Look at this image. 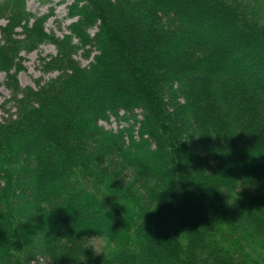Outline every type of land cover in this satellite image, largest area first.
<instances>
[{"label": "trees", "instance_id": "16d2710c", "mask_svg": "<svg viewBox=\"0 0 264 264\" xmlns=\"http://www.w3.org/2000/svg\"><path fill=\"white\" fill-rule=\"evenodd\" d=\"M27 3L0 1V264H264V23L246 1L73 0L64 35ZM46 42L58 74L23 87ZM97 232L105 259L79 242Z\"/></svg>", "mask_w": 264, "mask_h": 264}, {"label": "rangeland", "instance_id": "374dc122", "mask_svg": "<svg viewBox=\"0 0 264 264\" xmlns=\"http://www.w3.org/2000/svg\"><path fill=\"white\" fill-rule=\"evenodd\" d=\"M2 1V0H0ZM125 2L127 5H130L132 0H121ZM249 7L250 13L264 23V0H244ZM73 0H28L27 6L28 8L38 14V15H49L48 21L46 23L47 30L49 32H55L58 35H64L68 32V25L72 22V18L69 16V4L72 3ZM6 22L5 19H0V24H4ZM209 28L210 27H206ZM206 28L205 31L207 30ZM92 33L97 30V27L90 29ZM57 48L53 43H43L39 46V48L27 52H23L22 65L18 72L19 82L20 84L25 86H34L37 87L39 83H44L48 79L56 76L58 71H49L42 67V58L48 57L51 54H56ZM76 58L83 64L87 65L91 58L88 59L81 54L79 51L76 54ZM251 68L255 67L253 64L250 65ZM264 71V68H263ZM262 73L264 74V72ZM7 81V74L5 71L0 72V114L6 115L14 111V105L12 99V91L5 84ZM7 109V112L4 111ZM139 113V117H142L141 110H137ZM124 111H122L123 113ZM102 123L109 129L117 130L120 127L127 126L129 123L125 120L119 121L114 117L111 118L110 121H102ZM202 165L205 168L211 169L214 167L212 162L203 160ZM125 173L128 175L120 176L121 183L131 184L133 182L132 172L129 170H125ZM117 181V180H116ZM109 247L112 250L116 247V242L109 241ZM114 246V247H113ZM110 250V251H111ZM32 264H51L48 260L43 257H39V259L33 261Z\"/></svg>", "mask_w": 264, "mask_h": 264}, {"label": "clouds", "instance_id": "9594fccd", "mask_svg": "<svg viewBox=\"0 0 264 264\" xmlns=\"http://www.w3.org/2000/svg\"><path fill=\"white\" fill-rule=\"evenodd\" d=\"M79 242L85 245L84 251L91 250L94 256H103L104 259L108 256L111 250L108 239L100 233L93 236L85 235L79 240Z\"/></svg>", "mask_w": 264, "mask_h": 264}]
</instances>
